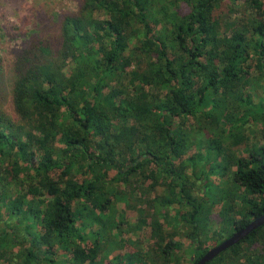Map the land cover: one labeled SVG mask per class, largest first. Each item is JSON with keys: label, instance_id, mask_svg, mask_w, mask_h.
Returning a JSON list of instances; mask_svg holds the SVG:
<instances>
[{"label": "trees", "instance_id": "trees-1", "mask_svg": "<svg viewBox=\"0 0 264 264\" xmlns=\"http://www.w3.org/2000/svg\"><path fill=\"white\" fill-rule=\"evenodd\" d=\"M74 1L75 10L39 16L19 47L0 49V187L18 182L30 196L16 209L26 204L38 222L30 238L47 246L45 264H54L51 249L95 264L102 232L88 222L117 229L116 200L127 198L119 187L133 180L154 209L151 227L168 226L150 264L173 261L183 229L194 264L208 249L200 236L210 175H228L216 244L264 214V141L248 146L243 131L264 125V0ZM203 129L200 149L222 159L186 174L182 156ZM1 239L8 264L40 260L34 248L14 252L23 244L12 232ZM240 263L264 264V224L207 264Z\"/></svg>", "mask_w": 264, "mask_h": 264}, {"label": "rangeland", "instance_id": "rangeland-1", "mask_svg": "<svg viewBox=\"0 0 264 264\" xmlns=\"http://www.w3.org/2000/svg\"><path fill=\"white\" fill-rule=\"evenodd\" d=\"M222 8H224V6ZM67 9H76L74 0H0V49L3 47H19L23 39L22 32L32 28L33 23L37 22L39 16ZM218 16V24L221 26L223 19L221 14H218ZM167 19L168 18L164 17L162 21L167 23ZM195 128L198 129V124L195 125ZM243 131L244 135L247 137L248 146L252 145L255 138L264 141V125L262 124H257L255 122L250 123L245 126ZM206 132V129H203V131L197 130L195 133H199V135L195 134L193 135L194 137H192V140L195 141L196 144L190 145V148L182 156L184 163L181 164V169H183L186 174L190 175L196 171V173L200 175L201 169H207L212 161L222 157H219L215 153H211L206 157L204 148L200 149L199 144L205 141ZM241 133L243 134V132ZM245 146L246 143L240 142L235 146V150L238 148L236 151L240 152ZM190 157H192V159L188 160ZM233 169H235V167ZM110 173L111 176H116L114 169L110 170ZM225 178H228V175L214 173L209 176V180L213 183V186L203 188V190H206V197L205 202L202 203V210L203 215L206 217L204 220L205 229L208 230L205 236L204 234L200 236L202 241L200 245L202 247L210 248L214 246L216 244L215 239L221 231L223 203H218V201L222 196V191L227 188L224 187L226 180L223 179ZM4 179H9V175L6 171H4ZM152 182L153 178L148 177L146 184ZM200 182L201 181H198L199 187ZM19 185L18 182H13L11 185L0 187V237L3 229L12 232L15 239L22 241L23 244L21 247L16 246L13 250L14 252L21 251L22 249L27 250V248H34L37 257L40 259L38 263L45 264L44 251L48 249L47 246H43L41 250H37L38 248H36V246L38 242L37 245H33L30 238L31 235V237L37 241V233H41L38 222L27 215L26 204L22 206V211L20 213L16 209L21 201L26 198L30 199V196H28ZM119 189L127 193V200H116V207L119 213L124 216V220L120 222L117 229L114 228L108 231L109 226L105 225L106 229L104 230L97 216L91 217L92 221L88 222L90 226L87 227V230H93L97 235L102 232L99 237L101 240L98 241L101 253L95 264H125L127 262L129 264L132 261L133 264H150V258L155 256L153 255L155 252L152 251V249L159 238L167 237L166 231H168V226L165 224L161 229L157 230L151 227L150 219L154 213V209L142 204L145 192H140V190H138L135 181L132 180L129 185H122ZM157 192H153V197L157 196ZM140 208L143 209L142 215L140 214ZM173 212V208L170 210H160V213H163L165 216ZM97 215L100 216L99 213H97ZM236 217L239 218V215ZM188 231V229H183L179 235H176L175 238L182 241L183 244L181 248L171 251L169 257L172 258L173 261L169 264H191L189 257L192 252L188 250L191 238L187 236ZM91 240L89 239L86 244L91 245ZM116 240L121 243L120 247H107L108 242H114ZM2 242L6 241L0 240V264H8L11 260L10 254L8 251L3 250V247H1L4 246ZM112 245L114 246V243H112ZM138 246L141 249H138ZM50 251L54 252V264H72L70 261L71 255L69 253L62 250L51 249ZM21 261L22 257L19 258L17 263L21 264ZM38 263H36V261L34 262V264Z\"/></svg>", "mask_w": 264, "mask_h": 264}, {"label": "water", "instance_id": "water-1", "mask_svg": "<svg viewBox=\"0 0 264 264\" xmlns=\"http://www.w3.org/2000/svg\"><path fill=\"white\" fill-rule=\"evenodd\" d=\"M264 224V214L252 218L245 226L234 231L231 235L224 238L221 242L208 248L206 252L194 264H207L221 252L233 246L240 240L248 236L254 229Z\"/></svg>", "mask_w": 264, "mask_h": 264}]
</instances>
